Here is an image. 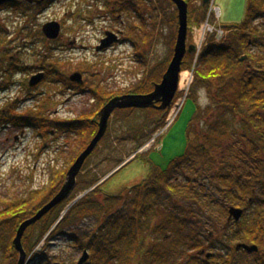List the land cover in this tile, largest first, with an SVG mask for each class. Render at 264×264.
Listing matches in <instances>:
<instances>
[{
  "label": "trees",
  "instance_id": "obj_1",
  "mask_svg": "<svg viewBox=\"0 0 264 264\" xmlns=\"http://www.w3.org/2000/svg\"><path fill=\"white\" fill-rule=\"evenodd\" d=\"M187 1L190 24L193 19L196 23L202 22L208 5L195 6L194 0ZM23 5L30 6L25 0H16L7 7ZM262 19L264 0H247L245 19L225 25L230 30L225 41L210 38L196 60L195 53L186 54L182 71L194 70L190 97L197 104L187 129L186 150L172 158L168 166L151 162L149 174L141 184L118 194L104 192L101 185H97L101 178L93 176L90 181L84 180L77 194L51 209L25 231L22 243L27 263L37 260V264H54L56 257H50L47 249L53 245V239L65 236L73 242V249L89 252L85 264H133V254L140 251L142 240L140 236V242L136 241L139 228L151 219L153 211L157 213V209L162 208L156 203L166 200L176 208L175 214L171 211L156 227L159 226L162 232L170 228L171 233H175V227L185 230L176 231L178 234L171 240L175 246L155 244V255L151 252L143 254L140 264H235L233 256L237 253L246 260L251 256L234 251L236 243L241 242L260 246L263 252L255 254V263L264 264V54L248 53L251 47H264V33L254 25ZM176 37L177 32L170 56L137 85L135 93L147 94L161 80L171 62ZM245 54L248 56L244 59ZM13 58L8 59L9 64L1 62L0 70L12 75L27 70L28 67L15 63ZM58 72L61 76V69ZM202 90L209 100L207 106L199 101ZM104 104L102 101L101 106ZM168 110L117 109L120 123H126L138 114L141 116L126 132L134 142L135 151L165 125ZM98 118V114H87L67 123L57 120L46 123L40 114L20 116L15 110L5 109L0 112V126L41 128L46 134L47 126L51 124L65 132L79 133L84 142L72 164L97 132ZM109 131L110 127L106 135ZM194 134L196 137L193 138ZM66 173H57L59 177L53 173L49 186L32 190L28 195L0 198L6 203V207L0 209V264H17L20 254L13 244L17 229L60 191ZM93 186L95 189L74 203L55 226L67 205ZM158 199L161 200L155 202ZM177 199H184L190 206L181 207ZM232 208L244 211L240 220L230 218ZM86 218L99 220L98 230L76 228L77 233L72 234V224ZM206 244L209 246L204 249ZM202 250L205 251L204 260ZM206 250L211 251L207 253ZM172 253L177 254L176 258ZM68 261V264L79 262L75 257ZM241 262L250 264L245 260Z\"/></svg>",
  "mask_w": 264,
  "mask_h": 264
},
{
  "label": "rangeland",
  "instance_id": "obj_2",
  "mask_svg": "<svg viewBox=\"0 0 264 264\" xmlns=\"http://www.w3.org/2000/svg\"><path fill=\"white\" fill-rule=\"evenodd\" d=\"M117 2L118 0H55L40 12L27 8L25 5L20 8H2L0 10V63L4 61L5 64H9L8 59L14 56L12 60H16L15 63L24 65L29 70L19 75L3 73L4 78L0 83L15 81L18 90L11 85L4 92L0 91V112L5 109L22 112V109L27 108V111L32 112L33 115L40 114L46 119V123L56 120H77L83 115L95 112L100 102H93L95 101L93 93L89 91L83 95L76 93V81L73 82L71 77L76 72L82 73L85 83L88 80V86H100L101 94L126 90L135 85L136 90L140 81L147 75H151L153 70H156L157 66L163 64L164 60L170 56V50L173 47L172 40L175 33L178 34V10L175 3L170 0H152L150 6L148 1L142 2L140 4L141 19L138 21L137 17L126 14L123 16L126 23L124 26L119 19L109 18L107 20V17L112 14L113 5H117ZM212 2L214 0L207 3V12ZM215 2L222 11V26L228 23L235 24L245 19L247 0H215ZM193 4L202 5L204 0H194ZM126 17L131 19L126 20ZM214 18L218 23L221 21L219 14L214 13ZM51 21L62 22L63 29L57 39H50L42 32L43 26ZM135 22H139L137 24L142 26L141 38L134 31ZM195 23L193 19L190 24L193 41L190 40V36L187 40L195 46L194 53L196 54V51L201 52L205 47L204 39L207 36L202 39L201 28L207 22L201 23V27ZM254 25L259 26L261 33H264V19L257 20ZM221 28H223L224 35L227 32L229 34L230 30L226 26ZM107 29L124 30V38L135 39L138 36L140 45L136 48L131 43H115L111 48L106 47L107 49L100 50L97 46L101 38L105 36L104 32ZM228 34L223 38L224 41ZM74 41H76V46ZM236 46H238L237 43ZM250 52L255 55L264 54V47H251L248 53ZM247 56L248 54H245L242 58L245 59ZM43 65L45 69L40 70V66ZM60 69L61 76L58 72ZM187 70L193 75L192 70ZM42 71L44 77L33 86L36 90L32 94H37L35 101L23 104L18 100V98L21 99L19 94L22 99L29 97L28 83L33 78L31 76ZM19 90L21 93L18 92ZM200 94V103L207 106L209 100L205 90H202ZM186 101L174 124L165 130L158 140V144H162L161 150L143 151L138 158L130 157V154L135 152V145L131 136H128L126 132L129 127L131 128L140 120V114L126 123H120V116L114 114L109 123L110 131L107 137L101 142L99 149L89 157L79 176V182L69 198L77 194L84 180L90 181V177L93 176L101 178V188L104 192L118 194L141 184L149 174L150 162L159 166H168L171 159L181 155L188 146L187 129L189 121L195 114L197 104L192 97H188ZM46 129L45 134L41 128H38L40 132L36 133L32 130L21 133L17 127L12 126L0 128V198L8 199L19 194L28 195L32 190L49 186L53 173L69 170L71 161L82 146L84 139L79 133L65 132L51 124ZM194 137L196 134L193 135ZM123 161L126 163L121 165ZM56 177H59V174ZM160 200H155V202ZM177 203L181 207L190 206L184 199L182 201L177 199ZM156 204L162 208L157 209V213L153 211L151 219L139 228L136 241L140 242L141 237L142 240L139 245L140 251L133 254L135 258L133 264H140L139 260L141 261L145 253L150 254L151 252L155 255V244L165 245L167 243L169 246H175L171 240H174L178 234L176 231L185 230L175 227V233H171L170 228L167 229L168 231L165 230L166 232H162L159 226L157 228V225L164 222L167 214L171 211L175 214L176 208L170 206L166 200H161ZM5 207L6 203L0 200V209ZM100 223L94 218H86L77 224H72V234L77 233L76 228L81 231L98 230ZM51 242L53 245L47 249V252L50 257H56L55 262L69 263L70 257H75L78 261L84 254L73 249V242L65 236L53 239ZM43 245L45 242L40 249ZM205 246L204 249L209 245ZM206 251L208 253L211 250ZM234 251L242 250L236 248ZM252 253L248 260L237 253L233 256L235 264H242V260L256 264V252ZM172 254L175 255V253ZM176 256L177 254L175 258ZM1 258L2 249H0V260ZM37 263V260L28 262V264Z\"/></svg>",
  "mask_w": 264,
  "mask_h": 264
},
{
  "label": "water",
  "instance_id": "obj_3",
  "mask_svg": "<svg viewBox=\"0 0 264 264\" xmlns=\"http://www.w3.org/2000/svg\"><path fill=\"white\" fill-rule=\"evenodd\" d=\"M15 0H0V5L13 2ZM30 2H36L40 4L45 0H28ZM175 3L176 8L178 10V34L176 38V44L174 47V55L171 59L170 64L168 65L165 74L163 75L161 81L155 85L153 91L147 94H127L123 96H116L107 102L104 105L103 109L100 111L99 116H101L100 121L98 123V132L95 134L94 138L90 141L86 149L79 154L76 161L70 166L69 172L67 174V181L61 187L60 192L57 193L50 202L44 205L36 214L31 216V218L26 219L22 222L21 226L17 230V235L13 239L14 247L17 252L20 254L17 264H27V253L25 251L24 245L22 243L23 237L25 235V231L38 223L42 217H44L47 213L51 211L52 208L58 206L63 202L73 190L75 185L77 184V177L80 174L84 163L87 161L88 157L95 151L99 142L104 138L108 130V123L110 118L112 117V113L120 109L127 108H145L155 107L159 109H168L171 106L173 99L177 94V90L180 84V75L182 73V66L184 63V58L188 52H195V46L193 44L188 45V28H189V3L187 0H171ZM210 0H204V3L207 4ZM43 31L46 37L50 39H57L61 33L62 26L57 21H51L46 23L43 26ZM111 35V34H110ZM112 41L110 38L104 39L103 43L99 47L100 50L110 46ZM44 77L43 73L33 75L31 86L38 84L42 78ZM72 81H77L83 83V76L80 72L74 73L72 76ZM69 208L64 211L66 213ZM231 217L235 218V220H240L243 216V212L239 208H232L230 210ZM60 222V221H59ZM58 222V223H59ZM237 250H242L244 252H258V245L249 244V243H238ZM209 256L211 254L209 253ZM90 254L88 251L84 252L83 257L79 260L78 264H85L88 261ZM54 264H68L67 262H55Z\"/></svg>",
  "mask_w": 264,
  "mask_h": 264
},
{
  "label": "flooded vegetation",
  "instance_id": "obj_4",
  "mask_svg": "<svg viewBox=\"0 0 264 264\" xmlns=\"http://www.w3.org/2000/svg\"><path fill=\"white\" fill-rule=\"evenodd\" d=\"M53 1H55V0H47V1L45 0V1L41 2L40 4H38V3H31L30 2V6H26V5L25 6L27 8H32V9L40 12V9H45V6H47L48 4H50V2H53ZM143 1L144 2L148 1L149 2V6L151 5L150 2H152V0H143ZM117 3H118L117 5H113L112 10H111V13L112 14L107 17V20H109V18H111V19L113 18L115 20V18H116V19H119L120 20V23H122L125 26L126 23H125V18H123V16H125L126 14L132 15L134 18L137 17L138 21L141 19V16H140L141 15V12H140V4H141V2H140V0H124V1L123 0H118ZM149 6H147V8ZM1 10H2V7H1ZM72 14H73V11H72ZM75 19H77V17H75ZM127 19H131V18L130 17H126V20ZM58 22L62 26V22H60V21H58ZM135 23L136 24L134 26V31H135V33L138 34L139 38H141L142 37V26H141V24H139V25L137 24L139 22H135ZM62 29H63V26H62ZM61 32H62V30H61ZM123 32H124V30H120V29H117L115 31L114 30L111 31L110 29H107L104 32L105 36L103 38H101L100 44L97 46V48L99 49V47L103 43V40L104 39H107V38L108 39L110 38V40L112 41L110 43L111 45L108 46L110 48L113 47L115 45V43H127V44L131 43V44H133V46H136V48H137L138 45H140V43H139L140 40H138V36L135 39L132 38V37H130V38H124V35H123L124 33ZM74 45L76 46V41H74ZM13 57L14 56H12L11 58H13ZM43 67H44V65L43 66H40V68H41L40 70L45 69ZM3 73L7 74V72H4L3 70H0V81L3 80V78H4V76H2ZM40 73H44V72L42 71ZM33 75H35V74H33ZM33 75L31 76V78L33 77ZM143 80H145V79H142L140 81V83ZM31 81H32V79H30V81H29L28 84H31ZM87 81L85 83V79H84L83 83H81V84L76 83V86L75 87H77V88L75 90H77L76 93L81 94V95H83L84 93H86L87 91H89V93H93V96L95 97L94 98L95 101H93V102H96V101L97 102H100V104H98L99 106H98L97 110L95 112H91L92 115L96 114V116H97V114H98V116H99V113H100L101 109L104 107V106H100L101 105V102L102 101H105V104H106V101L109 100V99H111V96H112V98H115L116 96H123V95L131 94V93L132 94L135 93L134 91H135V86L136 85L134 87H132V88H126V90H116V91H111V92L109 91V92L106 93V94L109 93V95H111L109 97V96H106V94H101V92H100V86H98V85L93 86L92 85L93 87H90V85L88 86L89 83H87ZM2 89H3V83H0V90H2ZM99 120H100V116H99L98 121ZM98 121H97V123H98ZM240 252L241 253H246V252H243V251H240ZM262 252H263V249H261L260 246H259L258 252H256L255 254H258V253L262 254ZM200 253L203 254L202 255V258L204 260L205 259V255H204L205 252H204V250H202ZM246 254H250V253H246ZM252 254H254V253H252ZM210 264H213V263H210Z\"/></svg>",
  "mask_w": 264,
  "mask_h": 264
},
{
  "label": "built area",
  "instance_id": "obj_5",
  "mask_svg": "<svg viewBox=\"0 0 264 264\" xmlns=\"http://www.w3.org/2000/svg\"><path fill=\"white\" fill-rule=\"evenodd\" d=\"M201 29H202V39H204V37L206 36V34L208 32H215V30L218 33V38H221L222 36H224V32L222 31L221 28H218L217 26H213L209 22H207L204 26H202ZM203 30H204V33H203ZM204 42H205V39H204ZM188 86L183 88V89L187 91L188 90ZM184 100H185V97L184 98H180L178 100V103L176 104V106L171 110L169 118H168V122H167L168 123L167 127H169V125L172 124V122L175 120V118L179 114V110L181 109L182 105L184 104Z\"/></svg>",
  "mask_w": 264,
  "mask_h": 264
},
{
  "label": "bare ground",
  "instance_id": "obj_6",
  "mask_svg": "<svg viewBox=\"0 0 264 264\" xmlns=\"http://www.w3.org/2000/svg\"><path fill=\"white\" fill-rule=\"evenodd\" d=\"M199 38H201V36H199ZM192 79V74L190 71H184L182 74H181V88H185L189 85L190 82Z\"/></svg>",
  "mask_w": 264,
  "mask_h": 264
}]
</instances>
